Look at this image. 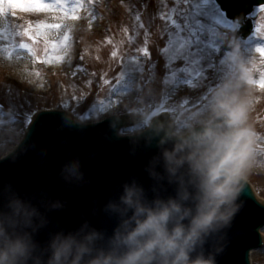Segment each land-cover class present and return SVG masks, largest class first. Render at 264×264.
<instances>
[{
    "label": "rangeland",
    "instance_id": "rangeland-1",
    "mask_svg": "<svg viewBox=\"0 0 264 264\" xmlns=\"http://www.w3.org/2000/svg\"><path fill=\"white\" fill-rule=\"evenodd\" d=\"M87 2L84 22L70 27V33L61 32L70 44L66 66L50 60L54 30L48 36L39 34L41 14L9 11L12 6L0 3L1 17L13 10L30 16L23 27L7 26L5 43H29L31 51L24 53L34 65V75L46 82L31 89L27 81L3 73L0 63V99L9 105L0 116L13 128L0 143V157L5 147L20 142L32 116L45 107L64 109L85 123L123 113L134 118L121 129L123 135L141 131L154 117L167 114L181 135L217 117L220 101L228 96L239 109L238 126L247 133L248 148L237 174L264 199V56L256 51L264 45V32L248 40L236 37L238 26L215 0ZM161 7L176 10L166 18ZM256 14L257 8L254 22ZM261 18L264 12L257 15L264 23ZM75 20L70 18L69 25ZM116 87H123V96H116ZM17 123L22 126L14 127ZM251 259L252 264H264L263 256Z\"/></svg>",
    "mask_w": 264,
    "mask_h": 264
},
{
    "label": "water",
    "instance_id": "water-1",
    "mask_svg": "<svg viewBox=\"0 0 264 264\" xmlns=\"http://www.w3.org/2000/svg\"><path fill=\"white\" fill-rule=\"evenodd\" d=\"M216 1L228 19L239 22L242 39L249 38L254 25L248 16L264 0ZM41 110L20 144L0 159V211L17 200L35 209L28 230L39 245L38 255L48 251L58 234L69 233L81 238L96 233L98 251L123 255L128 249L117 234L126 231L123 222L132 215L124 211L121 199L128 185L142 189L148 207L171 200L181 203L191 210L190 215L174 216L169 229L177 224L191 227L203 180L195 159L202 151L205 130L219 129L222 116L180 137L172 135L174 126L168 116L159 114L149 128L121 136L128 117L111 115L100 122L83 123L64 109ZM169 152L182 162L170 164ZM240 176L235 177L238 192L231 206L236 211L230 222L218 223L204 233L191 258L203 255L214 257L215 264H252L251 252L263 244L264 200ZM164 262L157 254L152 264Z\"/></svg>",
    "mask_w": 264,
    "mask_h": 264
},
{
    "label": "clouds",
    "instance_id": "clouds-1",
    "mask_svg": "<svg viewBox=\"0 0 264 264\" xmlns=\"http://www.w3.org/2000/svg\"><path fill=\"white\" fill-rule=\"evenodd\" d=\"M219 115L223 124L219 129H206L202 151L195 159V168L201 173L202 196L191 227L177 224L169 229L174 216L181 219L190 215L176 200L161 202L157 207L143 203L142 189L128 185L121 197L124 211L132 215L124 220L125 232L118 233L127 246L123 255L97 250L96 233L81 238L76 234H58L44 255H38L39 245L31 228L35 209L17 200L7 210L0 211V264H152L157 254L165 258L164 264H215L212 256L191 258L198 240L216 224H228L236 211L232 207L238 192L235 177L246 154L247 133L240 128L239 109L225 96L220 101ZM170 164L181 163L174 153H167ZM186 198V197H185ZM134 222V226H133Z\"/></svg>",
    "mask_w": 264,
    "mask_h": 264
},
{
    "label": "bare ground",
    "instance_id": "bare-ground-1",
    "mask_svg": "<svg viewBox=\"0 0 264 264\" xmlns=\"http://www.w3.org/2000/svg\"><path fill=\"white\" fill-rule=\"evenodd\" d=\"M196 1L197 3H199L200 0H196ZM75 2L79 3V1H75ZM161 8L166 18L171 14L172 10L173 11L176 10L175 8L171 10V7H167V8L161 7ZM202 8L206 9L207 7L206 5H202ZM87 14H88L87 12L83 11V7L78 9L73 15L79 18L73 21V23H71L72 26L69 25V22H68L71 16L68 18L59 19L60 21H58L56 19L57 17L56 13L40 15V18H42L43 25H50V24L62 25V27L59 29H52L50 27L45 26V27H41L39 30V34L42 36H48L50 34L51 29L54 30L53 32L52 31L51 32H52V35L55 36L56 45L49 51V54H48L51 61L60 63L59 65H62V66L67 65V63L69 62V59H68V56H66V52H68V50L70 49V44L66 42L65 40H63V34H61V32L63 31V29H67L66 33H70V27H72V30H73V27L74 25L77 24V22H80V21L84 22L83 19H86ZM11 16H14L16 18L14 19L15 21L12 19ZM30 20L31 19L28 14L22 13L17 10H13L10 16H2V17L0 16V63L2 67L1 71L3 73H6L14 77H19L23 79L24 81H27L31 89L37 90L39 87H45L46 82L43 79H39L37 76L34 75V65L31 61H29L28 57L24 53V49L18 45L13 47L5 43V40H6L5 37H6V32H7L6 28L8 25L15 24L16 26L23 27L25 24H28L29 23L28 21ZM42 65H43V69H45V67L47 66V63H45V66L44 64ZM116 89H117L116 90L117 97H121L124 95L122 93L123 87H116ZM115 114L116 112H111L109 116L115 115ZM167 116H168L169 121L172 122L173 124L172 116H169V115ZM133 119H134L133 117H129L127 125L131 124L133 122ZM4 125H6L7 127H3ZM21 126L22 125L20 123H17V125H15L14 127L20 128ZM12 129L13 128L9 127L8 122L6 120L4 121L2 116H0V143L2 140L9 138V136L12 135V131H10ZM188 131L185 132L184 134L188 133ZM171 133L172 135L174 134L173 130ZM15 146L16 145L13 144L11 146L5 147L3 155L5 156L6 154L10 153L15 148ZM257 197H259V199H263L258 195ZM261 233L263 235V241H264V228L262 229ZM251 255L252 257H254L255 255L264 257V246L254 250Z\"/></svg>",
    "mask_w": 264,
    "mask_h": 264
},
{
    "label": "snow or ice",
    "instance_id": "snow-or-ice-1",
    "mask_svg": "<svg viewBox=\"0 0 264 264\" xmlns=\"http://www.w3.org/2000/svg\"><path fill=\"white\" fill-rule=\"evenodd\" d=\"M0 3H7L11 9L23 10L24 12L39 14H51L57 13V19L68 18L71 16L73 19H78L79 17L73 15L78 9L82 8L81 3L75 2V0H0ZM260 12H264V3H261L257 7L256 19L254 22V34L259 36L264 32V23H260L257 20V15ZM264 19V18H261ZM41 27H50L52 29H59L62 27L60 24H50V25H40ZM64 39L67 41L68 37L65 36ZM21 48L31 51V45L29 43H21ZM262 56H264V45H258L256 48ZM123 61H121L122 63ZM264 83V81H261ZM90 103L86 101V104ZM9 107L8 103L4 99H0V110H6ZM7 127V126H6Z\"/></svg>",
    "mask_w": 264,
    "mask_h": 264
}]
</instances>
